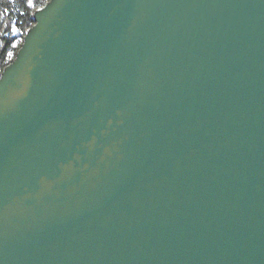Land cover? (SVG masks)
Returning a JSON list of instances; mask_svg holds the SVG:
<instances>
[{"label":"water","instance_id":"water-1","mask_svg":"<svg viewBox=\"0 0 264 264\" xmlns=\"http://www.w3.org/2000/svg\"><path fill=\"white\" fill-rule=\"evenodd\" d=\"M0 76V264H264V0H51Z\"/></svg>","mask_w":264,"mask_h":264},{"label":"trees","instance_id":"trees-1","mask_svg":"<svg viewBox=\"0 0 264 264\" xmlns=\"http://www.w3.org/2000/svg\"><path fill=\"white\" fill-rule=\"evenodd\" d=\"M51 0H0V76L16 58L37 12Z\"/></svg>","mask_w":264,"mask_h":264}]
</instances>
